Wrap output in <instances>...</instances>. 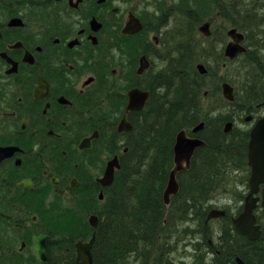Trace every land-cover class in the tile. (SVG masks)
I'll list each match as a JSON object with an SVG mask.
<instances>
[{
	"label": "flooded vegetation",
	"instance_id": "1",
	"mask_svg": "<svg viewBox=\"0 0 264 264\" xmlns=\"http://www.w3.org/2000/svg\"><path fill=\"white\" fill-rule=\"evenodd\" d=\"M158 2L170 0H0V253L29 255L33 237L46 235L44 264H61L59 255L75 264L76 243L95 231L90 217L100 223L108 187L100 179L123 154L100 148L110 117L88 97L100 76L120 81L130 68L141 79V59L159 45ZM204 23L197 30L208 41L222 25L209 23L205 36ZM134 88L145 90L139 81L117 89L125 101L119 134L132 130L118 125L132 123Z\"/></svg>",
	"mask_w": 264,
	"mask_h": 264
},
{
	"label": "trees",
	"instance_id": "2",
	"mask_svg": "<svg viewBox=\"0 0 264 264\" xmlns=\"http://www.w3.org/2000/svg\"><path fill=\"white\" fill-rule=\"evenodd\" d=\"M231 1L236 5L231 12L235 11L236 14L234 22L230 23V26H238L237 22L240 20L249 23H254L258 19L264 20V14L257 13L250 4L246 3V0ZM243 5L248 7L244 16L239 13V7ZM209 6L211 12L206 14L208 19L221 22L223 17L228 15L224 12L222 5L218 3H209ZM222 28L225 29L226 26L223 25ZM182 59L180 63L185 71L181 70L179 73L172 68L170 70L169 65L167 75H171L173 71L176 75L164 78L167 80V88L170 90V100L161 103V105L158 104V106L154 103V107L160 108L162 105L165 107L160 111L153 112L154 122L152 125L148 122L145 123L147 127L150 126L148 131L144 133L139 131L136 148L121 155V167L116 171L111 186L106 189V208L104 214L100 215V223L96 229L92 247L93 264H126V262L130 263L132 258L138 259L139 257L141 264H156L164 254L162 243L166 250L168 249L167 237L171 233L179 236L184 222L192 220L195 215L199 217V221L202 217H206L208 209L206 202L217 190L224 187V191H229V187H235L234 179L237 176L232 177L230 174L228 176L224 170L225 167L229 164L235 170L240 168H236V164L239 162L244 170L249 171L247 167L248 140L242 153L233 151L231 145L227 148L220 145V137L212 131L214 125L208 123V115L203 111L202 117L200 115L198 99L202 102L201 91L207 88L206 80L197 74L194 64L185 57ZM191 77L194 78L193 81L189 80ZM242 78H246V74ZM247 78L246 84L236 90L233 104L243 102L246 108H251L247 101L248 96H253L255 93L256 99L258 98V93L264 87V69L255 68ZM173 80H175L174 84ZM161 85L164 90L165 85ZM159 98L152 102L158 101ZM165 98L167 97L165 96ZM152 102L149 96L144 110ZM182 113L184 114L183 118L180 117ZM179 117L180 119H178ZM182 119H189L190 125L183 123L181 127L176 128L177 132L183 129L182 126L190 132L192 126L205 120V127L199 134H210L211 131L212 133L208 135L207 139L204 137L207 140V145L201 146L195 151L189 168L178 173L180 192L175 198H172L171 204L164 208L161 202V193L167 183L166 173L173 167L174 143L173 140L166 138V135L174 128V122ZM219 135L234 137L233 132H222ZM225 152L228 155H225ZM257 218L262 227L259 240L250 241L241 235L239 240L233 239L226 245H220L218 252H215L214 264H235L231 259L233 254L242 257L245 264H264V243H262L264 211L257 214ZM156 254L160 255L159 259L155 257ZM16 257L20 258L17 262L9 261L11 258L16 261ZM62 262L60 260L61 264ZM0 264L41 263L36 260L33 254L23 257L20 253H0ZM158 264L161 263L158 262Z\"/></svg>",
	"mask_w": 264,
	"mask_h": 264
},
{
	"label": "bare ground",
	"instance_id": "3",
	"mask_svg": "<svg viewBox=\"0 0 264 264\" xmlns=\"http://www.w3.org/2000/svg\"><path fill=\"white\" fill-rule=\"evenodd\" d=\"M209 3H218L219 5H222L224 12L228 14L224 16L223 20L221 21V25L226 26V32L221 26L213 27L210 37L211 40L209 43L201 44L198 39L193 37L191 32L192 27L189 26L198 21H204L207 23L213 22V20L206 17V14L211 12ZM246 3L250 4L257 13H264V0H246ZM157 4L159 5V8L157 11H155V13H158L160 20H154V22L156 26L155 31L157 30L159 45L157 47H149L147 49V58L149 59V62L147 61V67L141 72L138 71V67L136 72L138 75L144 73L141 79L138 81L143 87H145V90L149 92L151 102L157 100V98L160 97L159 100L150 103L146 110L139 109L134 112L131 116L132 130L130 129L131 131L125 134H119L114 126V122L120 117L125 101L117 89L122 85L138 82L135 72L132 69L127 68L125 77L120 81L116 80L113 82H106L107 78L100 76L98 79V84L88 97V101L94 102L91 108L95 109L97 107L100 113L103 115L106 113L108 117H110L107 118L108 121L106 123H108V126L104 130L102 140L100 139L99 144L100 148H105L106 151L117 150L122 151V153L125 154L131 151L133 148H136V144H138V135L149 130L150 126L147 127L145 123L148 122L150 125H152L154 122L152 115L153 112L160 111L161 108L165 107V105H162V107L159 108L157 107L158 104L161 105V103H165L170 100V90L167 88V80H164L166 77H172V75H176L174 71L171 73V75H167V72L169 71V65L170 70L173 66L170 64V62H168V58L170 56L173 55L174 59L179 58L180 56L182 59L180 54L183 52V56L187 58L190 63L194 64L197 74L203 76V79L207 81L206 84L209 91L211 88H213L215 95H217L218 90L221 88L220 83L231 84L234 90H238L240 87L246 84V80L248 79L247 76L252 70L255 68L264 69V20L261 21L258 19L254 21V23L241 22L240 20L237 22L238 26L232 25L234 29L242 36L241 40L239 41L242 51L239 52V57L232 60H228V57L225 55V49L223 48L226 37L229 38L228 31L230 29L228 26L230 23L234 22V16L236 13L235 11H231L236 7L235 2L231 0H189L183 3V1L178 0L173 4H171V1L170 3L158 2ZM247 9L248 7L245 5L240 6L239 13L244 16L246 15L245 12H247ZM196 19L197 21H195ZM110 29L111 27L107 28V33L109 35L113 34L115 31V29ZM89 59L91 62H95L99 66L103 65L101 56H97L96 59H93V55H91ZM106 65L109 67L110 63L107 62ZM198 65H202L203 71H200L197 68ZM177 68L178 69H175V71H179V73H181L179 67ZM225 68L227 70L222 72ZM244 72L247 79L242 78L245 75ZM192 79L194 78H189L190 81H193ZM209 82L213 83L215 86H212ZM172 83L174 84L175 80H173ZM161 84L165 85L166 88L164 90H162ZM263 93L264 87L258 93L257 99L255 93L253 96H248L249 99L247 101L251 105V108H246L245 103L243 102L231 104L230 102L226 101L232 106H230V110L227 111V114H225L224 117H219L220 115L223 116L222 113H216L212 115L209 114L207 116L208 123L210 122L212 125H214L212 126V131L220 137L219 140H221L220 145L222 147L227 148L231 145V149L233 151H240L241 153L243 152L250 131L253 129L255 123L264 116L262 111L259 110L261 109L262 103L264 102ZM207 94L208 92H206L205 89H202V102L200 99H198V104L200 105L201 109V117L203 115V109H206V101L209 98ZM165 96L167 98H165ZM96 102H99V104ZM154 103L157 105L156 107H154ZM128 104L129 100L127 106ZM207 111L209 112V110ZM114 115H117V117L115 119H111V117ZM180 117L183 118L184 114L182 113ZM180 117L178 119H180ZM183 123L190 125L189 119L176 120L174 122V128L168 131L166 135V138L171 139V141L173 140V148L176 136L180 131L179 130L177 132L176 128L181 127ZM226 123H231L233 127L231 132H233L234 137H229L228 135H224L223 137L222 135H219L220 133L224 132ZM182 127L186 129V127ZM192 127L194 128V126ZM204 127L205 120H203V126L200 130L197 132L191 131L189 134L201 139L204 142V146H206V139L208 135H211L212 131L210 134H199L201 130L204 129ZM140 130L141 132L139 133ZM164 143L165 141L163 144ZM226 143L227 145H225ZM189 166H184V168L178 171V173L188 169ZM242 169L243 168L241 167L235 169V175L239 178L240 184L244 186V188H237L239 191H237L234 187H229V191L226 192L223 190L222 195L224 198L226 197L228 199V203L221 205V207L215 208L212 207V203H206L208 204L206 217H202L199 221V217L195 215L196 219L193 218L192 220L184 222L183 228L180 229L182 231L179 236H175L174 233H171L170 236L167 237L168 249L166 250V247L163 243L161 245L162 249L164 250L163 257L159 259L160 255H155V257L159 259L156 264H158V262L161 264H214L213 260L215 257V252H218L219 247H221L220 245H226L233 239L236 240L241 238L242 234L234 225L233 219L237 216V211L241 210V206H243L244 199L246 197V193H241L243 190L246 191V189L249 187L247 180L248 172L246 169L243 172ZM224 170L226 171V169ZM170 171L166 173L167 182ZM178 173L176 174V178ZM164 191L165 189H163L161 193V202L162 205H164V208H167L171 204L172 198H175L180 192V187L175 195L170 196L168 201H166L164 197ZM214 194L209 200L213 198ZM256 196L259 197L258 195ZM256 203L257 206L255 207V211L257 214H259L264 211V207L261 206L260 203V197ZM101 205L102 207L96 210L97 214L100 213V215L104 214L105 212V201L104 203H101ZM212 210L223 211V215L217 217L219 221L217 223L213 220V218H209V214ZM220 218L222 219L219 220ZM214 222L216 224H212ZM259 238L257 240H259ZM262 243H264V236L262 238ZM66 258V255H59V259L63 261V264L64 262H68L69 264V261ZM139 259L141 258H132L130 263L126 262V264H141ZM231 259H233L235 264H237L239 259L244 262L242 257L239 255L233 254ZM70 264L74 263L71 262Z\"/></svg>",
	"mask_w": 264,
	"mask_h": 264
},
{
	"label": "water",
	"instance_id": "4",
	"mask_svg": "<svg viewBox=\"0 0 264 264\" xmlns=\"http://www.w3.org/2000/svg\"><path fill=\"white\" fill-rule=\"evenodd\" d=\"M208 24L204 23L199 27V31L207 36L209 35ZM228 36L231 40L225 47V55L230 59H233L239 52L242 51V47L239 44L242 36L234 28L228 31ZM144 60V61H143ZM147 67V61L143 57L139 67V72L143 71ZM197 68L203 71L202 65H198ZM222 95L229 101L234 100L233 88L228 83H222ZM129 104L127 110L141 109L146 99L149 96L148 91H143L138 88H134L129 91ZM264 97V93H263ZM264 105V102L262 103ZM203 126V122L196 125L192 131L197 132ZM231 123L225 125V132L231 128ZM119 130H129V125L125 118L119 123ZM250 138L248 143V164L251 167V173L249 176V187L250 190L244 199L243 210L234 219L233 223L239 232L246 236L250 241H256L261 234V226L257 224V218L254 214V209L257 206V200L260 197L261 206L264 207V117L260 118L250 131ZM204 145V142L197 137H190L186 134V131L180 130L176 136L174 148H173V163L174 166L169 173V179L164 191V197L166 201L169 200L171 195H175L179 189V184L176 178L178 171L189 166L190 160L195 150ZM117 158H113L108 161L107 167L102 179H100L102 185L108 186L111 184L114 176L115 168H119ZM260 184H263L261 188V196L257 197L256 194L260 190ZM223 215V211L212 210L209 214V218H217ZM90 223L93 227L97 226V218L95 216L90 217ZM94 235L89 242L83 243L79 241L76 244L77 256L76 261L79 264H92V255L90 252L92 243L94 241ZM44 236L33 238V249L35 257L41 262L46 259L44 250ZM237 264H244L242 260H238Z\"/></svg>",
	"mask_w": 264,
	"mask_h": 264
},
{
	"label": "rangeland",
	"instance_id": "5",
	"mask_svg": "<svg viewBox=\"0 0 264 264\" xmlns=\"http://www.w3.org/2000/svg\"><path fill=\"white\" fill-rule=\"evenodd\" d=\"M171 1V4H173V3H175L176 1H178V0H170ZM181 1H183V3H185L186 1H189V0H181ZM252 7V6H251ZM253 8V7H252ZM264 14V13H263ZM154 20H160V17H159V15H158V13H155L154 14ZM201 23H203V21H198V22H196V23H193L192 25H190L189 27H192V30H191V32H192V35H193V37H195L196 39H198L200 42H201V44L203 43V44H208L209 43V41L210 40H208V41H206V39L198 32V30H197V27L201 24ZM231 26L229 25L228 26V28H230ZM225 32H226V29H225ZM227 40H229L227 37H226V39H225V44H226V41ZM224 44V45H225ZM181 56H182V58H184L183 57V52H181V54H180ZM181 60H183V59H181L180 58V56H179V58H173V55L172 56H170L169 58H168V62H172V65H173V67H172V69L173 70H175V69H178L177 67H179V69L180 70H182L183 72L185 71L184 70V68H182L181 66H182V64L180 63V66H179V62L181 61ZM227 69L225 68L222 72H225ZM207 82V81H206ZM212 86H215L213 83H211V82H209ZM221 84V83H220ZM211 89H212V91H211ZM210 89V91H209V89L208 88H206V92H208V96H209V98H208V100L206 101V104H205V107H206V109H203V113L204 114H206V115H209V114H218V113H222V115H225V114H227V111H229L230 110V106H232V105H229L227 102H226V100L223 98V96H222V94H221V88H220V90H218V92H217V95H215V91L213 90V88H211ZM229 105V106H228ZM211 106H213V107H211ZM207 110H209V112L207 111ZM221 116V115H220ZM221 117H224V116H221ZM221 123H222V121H221ZM222 126H223V124H222ZM231 130H233V128L231 129ZM231 130H230V132H231ZM222 154H223V152H222ZM225 155H228V153L227 152H225L224 153ZM237 167H241V168H243V166L242 165H240L239 164V162L236 164V168ZM225 169H226V174H228V176H229V174L233 177L236 173H235V170H233V168L228 164L226 167H225ZM242 171L244 172V168L242 169ZM230 178V177H229ZM234 188L237 190V191H239L238 189H241V188H244V186H242L241 184H240V181H239V178L238 177H236L235 179H234ZM238 188V189H237ZM223 189H224V187H222V188H220L219 190H221V191H217L215 194H214V196H213V198L211 199V200H208L206 203H212V207H221V205H223V204H226V203H228L229 201H228V199L225 197L224 198V196L222 195L223 194ZM224 192H226V191H224ZM245 193H247V189H246V191L245 190H243L242 191V194H245ZM224 194H226V193H224ZM229 194V193H228ZM247 195V194H246ZM242 208H243V206H241V211H242ZM214 221H216V223L217 222H219L218 221V219H214ZM215 222L214 223H212V224H216ZM216 241V240H215ZM216 243V242H215ZM19 254V253H18ZM21 256H26L25 254H20ZM9 257V256H8ZM9 259V258H8ZM20 258H18V257H16V261L14 260V258H11V259H9V261L10 262H17L18 260H19Z\"/></svg>",
	"mask_w": 264,
	"mask_h": 264
}]
</instances>
